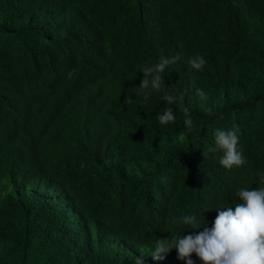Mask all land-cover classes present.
Instances as JSON below:
<instances>
[{"label":"trees","instance_id":"obj_1","mask_svg":"<svg viewBox=\"0 0 264 264\" xmlns=\"http://www.w3.org/2000/svg\"><path fill=\"white\" fill-rule=\"evenodd\" d=\"M177 55L183 101L132 94ZM233 125L247 162L228 170L210 148ZM241 188H264V0H0V264H186L155 241Z\"/></svg>","mask_w":264,"mask_h":264},{"label":"clouds","instance_id":"obj_2","mask_svg":"<svg viewBox=\"0 0 264 264\" xmlns=\"http://www.w3.org/2000/svg\"><path fill=\"white\" fill-rule=\"evenodd\" d=\"M179 55L174 57L161 56L154 65L142 68L143 79L138 87H133L132 94L147 101L151 90L163 93L161 99L168 105L183 101L184 94L179 96L170 94L164 84V73L170 65L179 61ZM188 64L194 70H202L206 64L203 56L197 55L189 58ZM71 76L72 73H69ZM196 94L207 99L206 94L199 88ZM186 127L191 128L193 121L190 112L184 108ZM159 124L167 126L176 120L175 112L170 107H165L162 114L156 117ZM215 147L212 152H221L219 164L231 170L234 166L240 167L247 161L239 147V127L233 125L231 129L217 128L213 133ZM238 203L233 206L218 208L215 220L209 227L200 215L188 214L173 217V223L190 226L194 231L188 235L172 236L167 239H158L154 244V251L150 255L153 260L163 259L162 254L176 250L177 258L186 264H193L191 256L195 253L202 264H264V188H241L237 191ZM135 264H143V259L138 258Z\"/></svg>","mask_w":264,"mask_h":264}]
</instances>
